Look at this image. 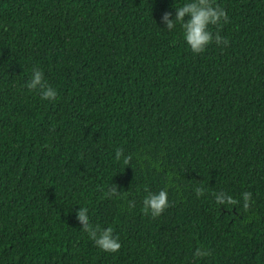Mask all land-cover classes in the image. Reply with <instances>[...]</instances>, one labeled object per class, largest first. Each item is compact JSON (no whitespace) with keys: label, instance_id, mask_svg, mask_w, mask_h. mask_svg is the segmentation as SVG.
Instances as JSON below:
<instances>
[{"label":"trees","instance_id":"trees-1","mask_svg":"<svg viewBox=\"0 0 264 264\" xmlns=\"http://www.w3.org/2000/svg\"><path fill=\"white\" fill-rule=\"evenodd\" d=\"M184 2L0 0V264H264V0H214L228 45L200 54L161 23ZM33 67L55 101L25 87ZM161 189L170 206L145 215Z\"/></svg>","mask_w":264,"mask_h":264},{"label":"clouds","instance_id":"clouds-1","mask_svg":"<svg viewBox=\"0 0 264 264\" xmlns=\"http://www.w3.org/2000/svg\"><path fill=\"white\" fill-rule=\"evenodd\" d=\"M174 17L169 12H165L161 17V23L165 25L164 29L169 32L174 31L179 25L181 38L184 41L188 50L193 54L203 53L206 48L213 42L217 45H228V40L222 38L219 33H213L210 26H217L221 23L229 22L225 11L217 6L214 0H185L181 5L173 7ZM187 17V20L185 19ZM25 87L33 92H38L40 98L45 101H55L57 98V90L49 85L43 71L38 67L31 69V74L27 80ZM117 161L123 159L125 164H128L132 159L130 155H125L122 149L115 152ZM197 197L205 195V190L201 187L195 189ZM215 204L221 206H235L243 203L245 208L251 200V192H243L241 199L237 200L230 194L224 191L212 193ZM103 198L121 199L122 195L116 185H112L107 191L103 192ZM142 211L145 215H151L153 218L160 216L170 205L168 201V193L166 189H161L157 193L148 192L142 201ZM76 218L83 230L88 234L89 239L94 243L99 250L115 253L121 244L117 237L113 235V228L107 227L101 229L99 226H93L90 223L89 210L87 207H80L76 213ZM210 253L204 247H197L193 252V259L199 260L209 256Z\"/></svg>","mask_w":264,"mask_h":264}]
</instances>
